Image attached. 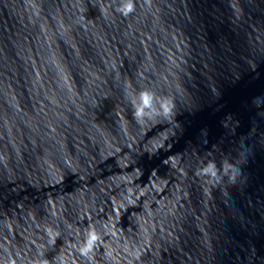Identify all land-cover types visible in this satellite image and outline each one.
<instances>
[{"label": "water", "instance_id": "95a60500", "mask_svg": "<svg viewBox=\"0 0 264 264\" xmlns=\"http://www.w3.org/2000/svg\"><path fill=\"white\" fill-rule=\"evenodd\" d=\"M0 0V229L264 59V0ZM148 89L173 114L138 123Z\"/></svg>", "mask_w": 264, "mask_h": 264}, {"label": "clouds", "instance_id": "9594fccd", "mask_svg": "<svg viewBox=\"0 0 264 264\" xmlns=\"http://www.w3.org/2000/svg\"><path fill=\"white\" fill-rule=\"evenodd\" d=\"M147 5H151V0H145ZM134 0H122V3L118 7L117 11L121 15L127 17L134 11ZM137 99L130 101L132 104V115L138 123H143L146 119H152L157 116H163L165 118L170 117L173 114L174 105L167 99L161 98L159 104L155 103V95L148 89H142L135 94ZM231 173V174H230ZM240 173V169L233 163H225L223 169V176H228L229 183H235L236 176ZM196 175L200 177H207L208 182L212 184H219L222 176L219 174L215 163H208L207 165L197 169ZM53 230L48 229V234L54 241ZM58 235V234H57ZM100 240V234L96 231L95 227H89L85 233L84 241L78 246L77 251L79 254L89 261L92 257L90 254L93 252L95 246ZM61 264H64L61 261Z\"/></svg>", "mask_w": 264, "mask_h": 264}]
</instances>
